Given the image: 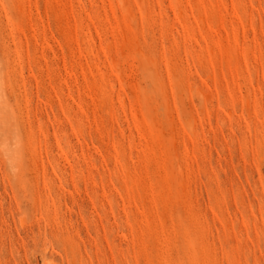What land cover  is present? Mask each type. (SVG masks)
<instances>
[{
	"label": "rangeland",
	"instance_id": "374dc122",
	"mask_svg": "<svg viewBox=\"0 0 264 264\" xmlns=\"http://www.w3.org/2000/svg\"><path fill=\"white\" fill-rule=\"evenodd\" d=\"M18 2L23 28L0 19V255L128 264L141 228L174 247L172 222L195 216L214 249L240 236L256 261L264 185L240 136L264 31L259 9L253 25L228 6L260 0ZM181 171L187 206L172 195Z\"/></svg>",
	"mask_w": 264,
	"mask_h": 264
},
{
	"label": "snow or ice",
	"instance_id": "6c2138e0",
	"mask_svg": "<svg viewBox=\"0 0 264 264\" xmlns=\"http://www.w3.org/2000/svg\"><path fill=\"white\" fill-rule=\"evenodd\" d=\"M27 4H21L18 0H0V19L6 20V29L23 28L25 15L22 10H26ZM139 7V5H137ZM145 8L152 7L146 3ZM230 9H239L240 15L245 16L251 12V20L255 25V11L261 12V31H264V0H260V4L252 3L235 4L228 6ZM253 27L252 31H255ZM261 72L264 73V40H261ZM243 86V85H242ZM261 95L258 102L255 104V114L253 116V104L250 101H244V110L241 113L242 123L248 124V128L244 130V135L240 136L241 144V159L245 164L258 165L257 170L261 173V184L264 185V75L260 79ZM242 94V93H241ZM239 112L240 109L237 108ZM252 122L258 121L256 136L252 137ZM11 126L6 124L3 132H0L5 139L8 140ZM236 135H239L237 133ZM184 174L183 171L175 174L174 195L177 203L183 202L187 206V200L184 194ZM261 214L264 215V197L261 199ZM171 231L176 233L175 246H170L167 236L170 234L166 229L164 234H161V228L158 225L151 234L141 228L139 232L142 234L138 248V258L134 261H128V264H264V225H261L257 231L260 238V257L253 261L251 256L245 260V255L251 252L250 245L245 249L244 241L240 236L229 238L215 249L214 241L209 239L206 232L200 227V218L189 216L187 219H182L179 227L175 220L172 222ZM127 239V237H125ZM251 239V237H250ZM223 248L225 257L222 259L219 255V249ZM215 252V258L213 254ZM0 264H13V261L7 258L5 251L4 255H0ZM17 264L19 262L17 261ZM68 264H81L80 261H69ZM95 264V262H94ZM106 264H113L112 260ZM123 264V262H118Z\"/></svg>",
	"mask_w": 264,
	"mask_h": 264
},
{
	"label": "bare ground",
	"instance_id": "6f19581e",
	"mask_svg": "<svg viewBox=\"0 0 264 264\" xmlns=\"http://www.w3.org/2000/svg\"><path fill=\"white\" fill-rule=\"evenodd\" d=\"M120 3L123 5V6H125V2H124V0H120ZM180 13V12H179ZM201 22H202V20H201ZM203 23V22H202ZM203 26V25H202ZM118 72V71H117ZM244 97V96H243ZM245 101H246V99H245ZM230 117V116H229ZM170 118H172L171 116H170ZM170 120V119H169ZM172 120V119H171ZM170 120V121H171ZM68 163V162H67ZM128 178V177H127ZM124 179V178H123ZM129 179V178H128ZM128 185V191H129V193H130V198L132 199V200H134V198H135V193H136V185H135V183H134V181H129V183L127 184Z\"/></svg>",
	"mask_w": 264,
	"mask_h": 264
}]
</instances>
